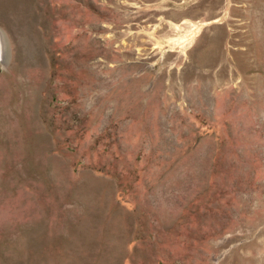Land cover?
Instances as JSON below:
<instances>
[{
    "label": "rangeland",
    "instance_id": "1",
    "mask_svg": "<svg viewBox=\"0 0 264 264\" xmlns=\"http://www.w3.org/2000/svg\"><path fill=\"white\" fill-rule=\"evenodd\" d=\"M0 264H264V0H0Z\"/></svg>",
    "mask_w": 264,
    "mask_h": 264
},
{
    "label": "bare ground",
    "instance_id": "2",
    "mask_svg": "<svg viewBox=\"0 0 264 264\" xmlns=\"http://www.w3.org/2000/svg\"><path fill=\"white\" fill-rule=\"evenodd\" d=\"M2 50H1V43H0V54H1Z\"/></svg>",
    "mask_w": 264,
    "mask_h": 264
}]
</instances>
